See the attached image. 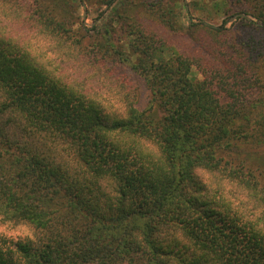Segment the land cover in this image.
Segmentation results:
<instances>
[{
    "label": "trees",
    "instance_id": "16d2710c",
    "mask_svg": "<svg viewBox=\"0 0 264 264\" xmlns=\"http://www.w3.org/2000/svg\"><path fill=\"white\" fill-rule=\"evenodd\" d=\"M99 1L112 13L97 20L111 15L120 29L96 23L90 34L43 9L29 19L33 41L0 36V214L36 232L14 249L0 236V264H264V172L225 157L238 139H258L236 82L219 78L235 79L246 44L229 39L226 20L190 21L210 35L199 67L215 82L210 72L196 80L193 56L147 31L128 0ZM238 1L264 28V0ZM178 9L189 11L175 0L161 13L175 32ZM99 35L108 46L98 50ZM106 58L142 76L147 106L115 73L109 80Z\"/></svg>",
    "mask_w": 264,
    "mask_h": 264
},
{
    "label": "rangeland",
    "instance_id": "374dc122",
    "mask_svg": "<svg viewBox=\"0 0 264 264\" xmlns=\"http://www.w3.org/2000/svg\"><path fill=\"white\" fill-rule=\"evenodd\" d=\"M56 1H64V3L61 2L64 6L68 0H0V36H15L21 37V39L25 37L26 40L33 41L36 36L29 35L30 33L27 30L28 26L31 25V20L29 19L31 16L36 18V13L43 9L51 11V16L57 22L68 21L70 22V26H74L77 29L82 28L83 24L85 26L84 28L90 34L94 33L96 35L97 31H102L106 26L108 28L114 27L116 30L120 29L119 24L112 19L111 15H105L100 21L97 20L101 12L107 11L109 14L112 13L99 0H77V3L75 2L73 6L67 3V7L64 9L59 8L55 4ZM174 1L128 0L127 2L130 3L128 11L137 17L138 21L144 25L146 30L153 33L157 38L163 39L167 43H177L182 49L193 56L195 65L192 67L190 75L196 80L204 79L205 73L210 72L208 67H202L205 69V72L199 67L202 58L199 56L200 51L198 47L199 43H204L210 35L204 32L200 26H189L190 21L195 23L206 21L216 26L224 23L225 20L227 21L226 26L231 31L228 34L229 39L237 41V44H246V47L242 50L240 49V52L237 53V76L235 79L227 77L226 75L220 76L219 78L220 80L236 82L232 84V87L237 90V96L241 100H244L246 104V107L239 114L247 115L251 118L252 129L249 131L256 137L258 136V139L248 140L246 137L238 139L234 145L237 151L235 150L232 153L228 150L225 157L234 156L235 160L244 161L256 172L259 173L261 170L264 172V137L262 135L264 132V28H260V26L253 23L256 22V18L250 13H247L246 7L242 10L240 8L242 5L238 0H180L182 4L188 5L189 11L187 13L183 10V14H181V10H177L178 16L173 17V20L178 21L180 28L175 32L176 30L170 29L171 27L169 28L163 23V17H161L162 10L168 11V8L174 4ZM9 6L12 8L11 11H14L13 15L15 17H12V19L7 15ZM84 14H86V17H84ZM168 18L172 20V16L169 14L166 15V20ZM96 23L98 24L97 31L88 29ZM113 33L112 31L111 34ZM117 39L120 40L117 43L119 45L124 44L128 40L124 36L117 37ZM88 42H84V46L90 43ZM99 43L108 46L105 37H101V35L97 36L95 41V47L98 50L101 47ZM126 46L124 47L126 48ZM41 50L44 53L47 52L48 56H52V53L45 47H42ZM85 54L90 55L93 66L96 67L99 65L98 60H100V57H94L86 51ZM109 59H104L107 64L102 66L105 73L109 72L111 74L109 80L112 79L115 73L114 77L118 81H125L129 87H135L137 93H139L138 96L142 107L147 106L150 100V93L147 90L142 76L137 74L128 63H121ZM93 71L90 70L89 73H84V70L81 68L78 71V75L82 76L84 84L88 89L94 86L98 87L97 85H99L100 76L97 74L94 75L92 73ZM116 75L120 77H116ZM207 79L215 82L211 72ZM222 94L226 93L223 91ZM105 95L108 101L116 103L115 106L119 107L122 105L121 101L117 100L114 94L106 93ZM226 98L228 99L227 96ZM258 119L262 120V125L257 124ZM208 176L209 174L206 175V177ZM225 183L229 189V184L231 183L224 180ZM0 236L8 239L9 246L14 249L15 242L34 239L36 232L31 224L5 220L0 214Z\"/></svg>",
    "mask_w": 264,
    "mask_h": 264
},
{
    "label": "water",
    "instance_id": "95a60500",
    "mask_svg": "<svg viewBox=\"0 0 264 264\" xmlns=\"http://www.w3.org/2000/svg\"><path fill=\"white\" fill-rule=\"evenodd\" d=\"M84 17H86V14H84Z\"/></svg>",
    "mask_w": 264,
    "mask_h": 264
}]
</instances>
